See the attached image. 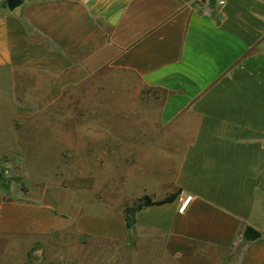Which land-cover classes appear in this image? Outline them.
<instances>
[{
    "label": "crops",
    "instance_id": "crops-1",
    "mask_svg": "<svg viewBox=\"0 0 264 264\" xmlns=\"http://www.w3.org/2000/svg\"><path fill=\"white\" fill-rule=\"evenodd\" d=\"M8 1L0 65L12 75L54 68L83 83L110 68L158 93L157 123L121 141L137 183L125 171L120 189L176 198L137 213L131 230L124 214L117 229L88 216L77 229L132 245L120 264H264V0Z\"/></svg>",
    "mask_w": 264,
    "mask_h": 264
},
{
    "label": "rangeland",
    "instance_id": "rangeland-1",
    "mask_svg": "<svg viewBox=\"0 0 264 264\" xmlns=\"http://www.w3.org/2000/svg\"><path fill=\"white\" fill-rule=\"evenodd\" d=\"M56 71L0 65V264H120L132 245L86 235L77 219L117 229L135 203L120 189L125 171L137 183L125 165L134 148L121 141L135 124L157 123L158 93L116 69L83 83Z\"/></svg>",
    "mask_w": 264,
    "mask_h": 264
},
{
    "label": "trees",
    "instance_id": "trees-1",
    "mask_svg": "<svg viewBox=\"0 0 264 264\" xmlns=\"http://www.w3.org/2000/svg\"><path fill=\"white\" fill-rule=\"evenodd\" d=\"M176 198L175 195L170 196L162 201H154L151 197L145 196L143 198L138 199L131 208H126L124 210V217L126 220L127 229L131 230L134 223V218L137 213L140 211L153 207V206H162L168 203H171ZM251 231V230H250ZM248 232V231H247Z\"/></svg>",
    "mask_w": 264,
    "mask_h": 264
},
{
    "label": "built area",
    "instance_id": "built-area-1",
    "mask_svg": "<svg viewBox=\"0 0 264 264\" xmlns=\"http://www.w3.org/2000/svg\"><path fill=\"white\" fill-rule=\"evenodd\" d=\"M191 200H192L191 197H186V198L183 200V202H182V204H181V206H180V208H179V213H183V212L185 211L186 207H187L188 204L191 202Z\"/></svg>",
    "mask_w": 264,
    "mask_h": 264
},
{
    "label": "water",
    "instance_id": "water-1",
    "mask_svg": "<svg viewBox=\"0 0 264 264\" xmlns=\"http://www.w3.org/2000/svg\"><path fill=\"white\" fill-rule=\"evenodd\" d=\"M7 5H8L9 8L12 9L13 8V1L12 0L11 1H8L7 2Z\"/></svg>",
    "mask_w": 264,
    "mask_h": 264
}]
</instances>
